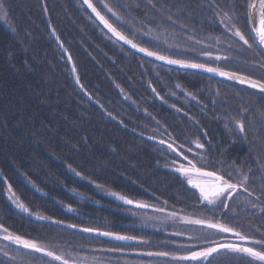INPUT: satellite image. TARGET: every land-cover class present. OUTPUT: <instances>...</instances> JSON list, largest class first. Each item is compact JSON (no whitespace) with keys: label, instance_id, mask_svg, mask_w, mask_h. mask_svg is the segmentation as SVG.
Masks as SVG:
<instances>
[{"label":"trees","instance_id":"16d2710c","mask_svg":"<svg viewBox=\"0 0 264 264\" xmlns=\"http://www.w3.org/2000/svg\"><path fill=\"white\" fill-rule=\"evenodd\" d=\"M0 2V224L58 254L79 256L84 264L93 258L95 264H189L147 253L184 254L186 245L221 241L222 233L181 217L234 227L232 201L223 210L202 202L186 177L169 166V159H181L145 137L174 147L183 144L184 154L198 167L196 154L201 153L210 161L206 170L232 173L236 148L250 153L259 146L264 153V94L133 53L109 36L80 0ZM91 2L140 47L264 79V71L251 66L255 51L225 29L209 7L211 0H155L156 8L147 0ZM216 2L230 10V0ZM231 3L240 16L237 26L253 42L246 0ZM51 31L69 56L80 87ZM236 121H243L251 134L220 133L239 130ZM221 138L229 141L221 146ZM236 138L245 139L240 147ZM196 139L205 148L191 143ZM105 191L153 208L130 209ZM12 194L28 212L16 207ZM127 211L167 222L144 226ZM72 225L137 239L119 242ZM240 231L264 236L243 225ZM2 237L0 231V249L17 257L13 264H47L50 259L18 251ZM0 259H5L2 253ZM213 264L249 260L218 257Z\"/></svg>","mask_w":264,"mask_h":264},{"label":"snow or ice","instance_id":"6c2138e0","mask_svg":"<svg viewBox=\"0 0 264 264\" xmlns=\"http://www.w3.org/2000/svg\"><path fill=\"white\" fill-rule=\"evenodd\" d=\"M84 3L88 5L89 8L95 12L96 16L104 23V25L120 40H124L126 43L131 44L133 48L139 47L136 43H133L131 39L122 32L119 31L109 20L101 14L100 11L92 4L91 0H84ZM147 3L152 8H156L155 0H147ZM107 7V5H106ZM209 7L214 9V14L220 18V23L224 25L225 29L230 32L234 37H238L248 49L254 50L257 59H254L251 62V66L258 68L264 71V0H246V20L251 22V32L253 33V42L249 41V38L246 37L245 33L237 25L240 21V16L237 13V5L231 3L230 0V10H225L216 2V0H211ZM0 8H3V3L0 2ZM162 10V9H158ZM109 12H112L113 15H117L111 7L108 8ZM119 19L120 17L117 16ZM168 20H172V16H167ZM147 35V33H145ZM258 45V47H254ZM139 51L147 52L149 56H157L160 60H167L169 64H179L185 67L191 68H203L208 72H218L221 76H226L232 80H238L241 84H248L251 88L259 90L264 94V79H253L251 76L240 73V72H226L218 68L208 67L204 64L191 63L184 60L171 59L169 57L159 55L156 52L149 51L144 47H139ZM205 55H211V53H204ZM220 57H217L219 59ZM75 71V68H73ZM77 82L79 78L77 77ZM236 125L241 133L246 131L245 124L243 121H236ZM154 139V137H153ZM160 143L164 144L165 141ZM195 144L197 148L203 149L205 145L199 141V139L191 141ZM167 148L171 150L175 155L180 158L182 157L183 161L186 163H179L176 165V171L183 174L187 178L188 184L199 189L200 198L203 202H206L207 205L212 206L213 208L228 209L230 207L229 202L235 200L237 197H240V203L245 207H250L256 209L260 205L253 200L249 199L250 197H255V201H260L261 196L256 195L255 188H249L247 185L250 182V176L244 173L240 168L235 164L232 165L234 172L240 177L239 180L233 182L232 176L233 173L222 174L220 171H208L206 170V165L210 163L204 156V154L197 153L196 155L199 158L201 166H197V163L189 159L187 155L184 154V145L176 144L175 147L173 144H167ZM189 153L192 152L191 148H188ZM251 171V170H249ZM79 175V173H78ZM193 176L197 178H193ZM11 186L9 185V189ZM261 194L264 195V185L260 188ZM111 195L117 196L119 199L124 200L127 204H132L134 201L127 199L124 196L119 195L118 193H111ZM13 203L17 208L22 209L25 212H28L29 209L20 201H18L14 194L10 195ZM138 203V202H137ZM139 207H148L146 204L138 203ZM163 211V209H160ZM261 212H264V207L261 208ZM172 216H176V213H172ZM38 219L44 220L49 219L48 217L40 216ZM187 223H194L199 225H206L208 228L216 229L219 233H231L237 238L238 242H209L207 240L203 241V244L198 248L196 246H185L189 250L184 254H172L169 252H149V256H172L174 260L186 261L189 264H213V261L218 257H246L249 260V264H264V239H257L253 236L245 234L242 231L237 230L234 227H231L227 224L212 222L205 219H190L188 217H181ZM71 227L75 228V225ZM0 231L6 233L2 239L13 243L17 246V250H29L31 253H40L43 254L42 258H50L47 261V264H55V262H60V264H84L83 258L79 256H71V254H65L63 252L57 253L54 250H50L42 243L27 239L18 234H12L4 227L3 224H0ZM83 231L85 232H98V229L86 228ZM101 235L112 236L116 240H135L136 237L120 235L118 233L103 232ZM176 235H184V233H176ZM190 239H193L190 237ZM198 239V238H196ZM195 248L196 250H192ZM0 253L3 254L5 259H0V264H13L17 260L16 256L11 255L9 252L4 249H0ZM88 264H95V258Z\"/></svg>","mask_w":264,"mask_h":264},{"label":"flooded vegetation","instance_id":"af4514ba","mask_svg":"<svg viewBox=\"0 0 264 264\" xmlns=\"http://www.w3.org/2000/svg\"><path fill=\"white\" fill-rule=\"evenodd\" d=\"M225 132L234 133V134L241 133L239 130H230V131H223V132L221 131L220 133H225ZM242 134H251V132H250V130H246ZM145 138L150 140V141H153L155 143L162 144V143H160L161 141H159L157 139H153L150 137H145ZM243 140H245V139H241V138L234 139V141L237 142V147H240L239 142H241ZM227 141H229V139L221 138V140H220L221 146H224ZM167 144L168 143H164L162 145L167 147ZM256 150L259 151V146L256 147L255 152H250V153H247L245 151H241L239 148H236L235 151L233 152V155H232V161H233L232 165L235 164L244 173H246L250 176V182L247 186L250 189L255 188L256 189V195H260L261 199H260V201H255V197H250L249 199L258 203L260 205V207H258L256 209H252L250 207H245L244 205H242L240 203L241 198L237 197L235 200H232V211H233V219L232 220H233L234 228H236L239 231H240L241 225H243V226L247 227L252 233L257 231L259 233L264 234V212H261V208L264 207V195H262L261 191H260L261 186L264 185V153L262 154V153H260V151H259V153H256ZM223 152H224V150L221 151V154H223ZM255 157L259 158L260 160L254 161ZM180 159L181 160H175V158H171L168 160L169 166L176 173H179L176 171V165L179 163H186L185 161H183L182 157H180ZM249 170H251V171H249ZM208 171H210V170H208ZM232 173H233V176H232L233 182L240 179V177L234 172L233 167H232ZM179 174H181V173H179ZM193 178L195 179L197 177L193 176ZM111 193L112 192L105 191L103 194L106 195L107 197L114 198L115 201L126 205L130 209L147 210L148 211V210H151L153 208L145 202L130 199V200L134 201V203L138 202L140 204L148 205V209H140V208L132 207V206L126 204L124 202V200L119 199L117 196L111 195ZM127 199H129V198H127ZM126 213L128 215L138 214L137 212H133V211H127ZM132 217H134V216L132 215ZM156 219L157 218L153 217V220H156ZM163 220H164V222H166L165 218ZM254 225H257V226H254ZM212 230H215V229H212ZM216 231H218V230H216ZM98 232H103V231H98ZM111 233H113V232H111ZM222 234L224 236L220 239L221 241L238 242L237 238L235 236H233L229 233H222ZM120 235H125V234H120ZM125 236H127V235H125ZM110 239L116 240V239H113L112 237ZM261 239H264V236H262ZM116 241L122 242V240H116ZM125 241H130V240H124V242Z\"/></svg>","mask_w":264,"mask_h":264},{"label":"water","instance_id":"95a60500","mask_svg":"<svg viewBox=\"0 0 264 264\" xmlns=\"http://www.w3.org/2000/svg\"><path fill=\"white\" fill-rule=\"evenodd\" d=\"M81 3L83 4V6L85 7V9L87 10V12L92 16V18L99 24V26L107 33L109 34V36H111L116 42H118L119 44H121L122 46L126 47L127 49H129L130 51H132L133 53L143 57V58H146L150 61H153V62H156L158 64H161V65H164V66H167V67H171V68H174V69H179V70H186V71H191V72H196V73H199V74H203V75H206V76H209V77H212V78H216V79H219V80H222V81H225V82H228V83H232V84H235V85H239V86H243V87H246V88H249V89H252V90H255V91H258L260 92L259 90L257 89H253L250 87V85L248 84H241L238 80H232V79H229L228 77L226 76H221L219 75L218 72H208L206 71V69H203V68H191V67H185V66H182V65H179V64H169L167 62V60H160L157 58V56H149L147 54V52H141L139 51V47L137 48H133L131 44H128L126 43L124 40H120L117 36H115L105 25L104 23L99 19V17L96 16L95 12L92 11L91 8L88 7L87 4L84 3V0H80ZM51 34L52 36L54 37L55 41L58 43L59 47L61 48L62 52L67 56L68 58V61H69V65H70V68H71V73H72V76L75 80V82L77 83V85L80 87L79 83L77 82V79H76V75H75V71H73V65H72V62L69 58V56L66 54V51L65 49L61 46V44L59 43V41L57 40L56 36L54 35V33L51 31ZM253 34V33H252ZM209 67V66H208ZM214 68V67H213ZM224 71V70H223ZM228 72V71H226ZM188 184V183H187ZM188 186L191 188V189H195L197 191V193L199 194V189L193 187L192 185L188 184ZM200 195V194H199ZM125 202V201H124ZM127 204V203H126ZM132 207H136V208H140V209H148V207H139L137 203H132V204H128ZM201 226H204V227H207L206 225H201ZM208 228V227H207ZM76 230H79V231H83L84 229H81V228H74ZM216 230V229H215ZM85 232V231H83ZM85 233H89V234H95V235H98V236H102V237H106V238H111L112 236H104V235H101V233L103 232H85ZM231 234V233H229ZM232 235V234H231ZM113 239H115L114 237H112ZM13 244V243H12Z\"/></svg>","mask_w":264,"mask_h":264},{"label":"rangeland","instance_id":"374dc122","mask_svg":"<svg viewBox=\"0 0 264 264\" xmlns=\"http://www.w3.org/2000/svg\"><path fill=\"white\" fill-rule=\"evenodd\" d=\"M134 217H137L140 222L145 225V226H148V227H155L157 228L158 226L156 225L157 224V221L161 223V226L163 225V220L162 219H156V220H153V217L154 216H148V215H142V214H132ZM166 221V219H165ZM167 222V221H166ZM165 223V222H164ZM160 226V224H159ZM3 236L6 235V233H3Z\"/></svg>","mask_w":264,"mask_h":264},{"label":"bare ground","instance_id":"6f19581e","mask_svg":"<svg viewBox=\"0 0 264 264\" xmlns=\"http://www.w3.org/2000/svg\"><path fill=\"white\" fill-rule=\"evenodd\" d=\"M189 187V186H188ZM190 188V187H189ZM193 190H195V189H193ZM196 191V190H195ZM197 192V191H196Z\"/></svg>","mask_w":264,"mask_h":264}]
</instances>
